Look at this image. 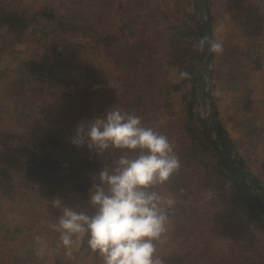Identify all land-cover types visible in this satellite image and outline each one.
Instances as JSON below:
<instances>
[{"label":"rangeland","instance_id":"rangeland-1","mask_svg":"<svg viewBox=\"0 0 264 264\" xmlns=\"http://www.w3.org/2000/svg\"><path fill=\"white\" fill-rule=\"evenodd\" d=\"M106 1L109 6L102 23L97 20L100 9L88 8L97 0H6L14 5L46 3L55 9L57 18L69 22L82 16L99 25L98 30L115 31L119 24L126 26H122L123 46H90L86 50L87 65L82 67L69 66L54 55L53 44H45L47 38L36 44L33 36L41 38L39 30L43 26L48 32L53 30L44 22L33 27L21 44L0 50V264L12 262L10 259L21 264H103L88 248L86 236L74 237L72 257L64 258L60 249L50 247L49 242L55 238L49 237L50 225L53 230L52 225L61 215L50 201L59 197L68 205L70 196H74L76 210L84 208L91 214L88 200L84 206L79 200L84 189L89 188V195L97 177L76 173V167L84 163L80 162L83 159L104 162L111 168L121 152L109 150L101 156L86 145L78 151L71 143L73 131L67 137L58 135L62 149L43 154L38 160L32 158L40 154L38 150L47 152L42 143L45 133L73 124L74 95L80 91L94 93L92 111L111 107L123 110L124 94L134 105L140 102L138 116L143 126L166 135L179 157L180 169L165 184L149 189L176 201L169 211L168 231L157 243L156 256L163 264H191L205 234V251L218 247L225 250L227 242L234 243L244 236L246 242L242 244L248 252L264 254L261 221L240 208L220 203L210 187L202 183V168L190 170L180 160V143L187 141L178 127L181 112L171 92L172 54L178 48L182 60L192 64L201 49L204 37L195 0ZM207 1L211 41L222 43L223 51L212 52L204 100L198 98L196 90L194 113L211 125L215 107L219 129L233 145V157L243 158L246 172L259 181L251 180L250 184L264 196V0ZM83 36L65 35L72 42ZM219 129H214L215 137ZM23 148H28L32 156ZM27 170H38L37 176L29 175ZM37 236L43 244L37 242ZM41 247L45 249L42 257L37 255Z\"/></svg>","mask_w":264,"mask_h":264},{"label":"trees","instance_id":"trees-1","mask_svg":"<svg viewBox=\"0 0 264 264\" xmlns=\"http://www.w3.org/2000/svg\"><path fill=\"white\" fill-rule=\"evenodd\" d=\"M97 1L98 2H95V4H90L88 8L95 7L97 9H100V16H97V20H102V23H104L105 15L107 12L106 6H109V4H106V0H103V2L102 0ZM196 7L197 9H199L197 4ZM84 21H86V18H83L82 16L78 20H75L74 18L69 22L65 19L57 18L55 9H53L51 5H48L46 3H37L36 5L29 6L20 3L14 5L11 2H6V0H0V30L3 31V33H0V36L3 38V42L0 43V50L6 51L10 48H14L17 44H21L22 42H24L26 36H28L30 30L35 26L41 25L42 22L45 23V26H52L53 30H50V32H48L43 26L39 30L42 37L40 38L39 36H33L37 42L36 44L38 45L42 42V39L47 38L48 41L45 44L50 46L51 43L53 44V47H51L52 53L62 61L64 60L65 64L69 66L75 65L82 67L84 65H87L86 50L90 46L105 49L115 46L119 48L123 46L124 29L122 26H126L125 24H119L115 31H103L98 30L97 27L99 25H95V23H92V20L86 22ZM195 22L197 23V21ZM69 33L74 35L82 34L85 36H83L82 38L77 37L78 39H75V42H72L65 37V35ZM124 42L127 44L126 39H124ZM175 50L176 51H174V53L172 54V60H174L172 61L173 82L170 83L171 92L175 97L174 99L177 103V107L180 108L181 112V123H178V127L181 126L180 132H183L186 135L187 141L181 142L179 146V156L181 163H183L190 170L202 168V170L204 171V175L201 176L202 183L207 187H210L209 189H211V191L215 193L220 203L226 204L227 206H230L234 209L240 208L244 212L254 215L256 219L261 221L264 227V197L257 195L256 192H254L257 187H253V183L252 185L250 184L251 180L252 182L256 181L259 183L258 179L246 172V163L243 161V158H240V160L234 158V162H230L228 156L226 155L223 141L218 142L215 136L211 134L205 127L204 121L200 118H197L194 113V109L197 105L196 90L198 91V78L200 69L202 68V61H204V46L195 53L194 61L192 62V64L186 63L184 60H182L181 56H179L178 48H176ZM181 73H186L187 75L182 76ZM99 91L102 92L103 90L99 89ZM92 94L94 93L80 91L74 95V98H76L73 107L74 122L72 125L58 127V130L51 134L50 132L45 133V138H43L42 143L44 149L47 152H44L42 150V153L38 150L40 154L36 157L32 156V154L28 151V148H23L24 152L28 154L30 153L32 158H37L38 160V158L43 154H50V152L55 149L58 150V148H63L62 144L60 143L62 142V140L61 138H59L61 134L64 135L62 136L63 138L67 137L66 135L74 131L75 136L77 125L81 121L92 120L96 117L104 115L106 109L104 110L101 108H96L98 106L94 104L93 105L96 110L94 109L92 111ZM190 94L192 97H190ZM134 99L139 100L138 97ZM123 100L125 101V107L122 108L123 111L139 115L141 110L140 102L134 105V102L127 94H124ZM248 105L250 106V102L248 103ZM98 112L103 113L96 116ZM211 116L212 127H214L216 130L221 128L219 123L216 121L218 113L214 106ZM197 123L200 125V128L197 127ZM58 131H60L59 134L57 133ZM222 135L224 138L226 137V133L224 132V130L222 132ZM10 140L12 139L10 138ZM226 140L230 143L228 138ZM11 143L15 144V141H12ZM229 146L232 153L233 145L230 143ZM74 147L76 150H78L77 148H79L77 146ZM110 151H108L107 153H109ZM115 151L117 150H113V153H116ZM211 157H213V159H211ZM81 161L84 163L80 165L78 164L77 167L75 166L76 173L81 172L82 175L84 172H86L88 177H93L94 174L95 177H97L95 179H98L99 172L102 170V168L104 166H107L104 162H87L83 159H81L80 162ZM239 164L241 168L237 166ZM40 165H43L42 160L40 162ZM27 171L30 173L29 175L37 176L36 173L38 170ZM51 171L52 170H49L48 172ZM45 172H47V170H45ZM68 172V170L65 171V173ZM66 176L69 178L74 177L70 174H67ZM88 189L89 188L84 189V191H82L83 193L80 194L79 201L81 202L80 205L82 206H84L86 204V200H88ZM258 189L261 190L262 188L258 187ZM70 199L71 202H69L68 205L70 204L69 206L74 207L75 204L73 205L72 203L75 202V197L70 196ZM82 210L85 209L82 208ZM49 230L51 231L49 237H55L51 242H49L50 247L60 249L62 252V257H68V255L66 254V250L59 245V232L53 229L57 232L53 233L51 225ZM207 238L208 235L205 234L200 242V248L195 253L191 264H264V254L255 255L254 252H248L245 245L242 244L243 242H246L244 240V236L239 239H235L234 243L227 242V247L225 248V250H221L222 248L218 247L212 249L214 251L210 252L205 251V249L203 248V245L205 244ZM240 242L241 244L237 245V243ZM222 245L223 243L220 242L219 246ZM4 256L10 259V257H7L8 255ZM70 257L72 256L70 255ZM10 260H12V262H9L8 264H21L17 261H13V259ZM58 263L61 264L60 262ZM22 264L28 263L22 262Z\"/></svg>","mask_w":264,"mask_h":264},{"label":"clouds","instance_id":"clouds-1","mask_svg":"<svg viewBox=\"0 0 264 264\" xmlns=\"http://www.w3.org/2000/svg\"><path fill=\"white\" fill-rule=\"evenodd\" d=\"M206 43L210 52L223 51L220 42L205 37L200 46ZM71 143L86 145L101 156L109 150L121 154L111 168H102L90 189L91 214L59 197L50 201L61 212L52 225L59 232V245L70 256L74 237L86 236L88 248L103 264H163L156 256L157 243L168 231L169 211L176 201L149 189L165 184L180 169L168 137L143 126L140 116L111 107L100 117L81 121ZM35 239L43 244L41 237ZM44 250L41 247L37 255L42 257Z\"/></svg>","mask_w":264,"mask_h":264},{"label":"water","instance_id":"water-1","mask_svg":"<svg viewBox=\"0 0 264 264\" xmlns=\"http://www.w3.org/2000/svg\"><path fill=\"white\" fill-rule=\"evenodd\" d=\"M198 8H199V22L201 24V28L203 31V37H207L209 40H211V27L209 25V21L207 19L208 16V1L207 0H195ZM213 61V54L212 52L209 51V47L208 44H204V64H203V68L201 70V73L199 75L198 78V98L200 100H204V96H203V90H204V81L205 78L209 75L210 73V69H211V64ZM204 121V125L205 127L208 129V131L213 134L214 131V127H212L206 119L203 120ZM218 133L216 134V140L218 142L223 141L224 143V149L226 151V155L228 156L230 162H234V157L230 151V146H229V142L226 140L227 137H223L222 135V129H219L217 131ZM253 188V187H252ZM257 195L264 197L263 194H260V192L258 190L255 189V191Z\"/></svg>","mask_w":264,"mask_h":264}]
</instances>
